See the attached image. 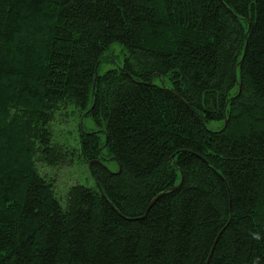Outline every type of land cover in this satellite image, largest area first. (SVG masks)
<instances>
[{"label": "trees", "instance_id": "1", "mask_svg": "<svg viewBox=\"0 0 264 264\" xmlns=\"http://www.w3.org/2000/svg\"><path fill=\"white\" fill-rule=\"evenodd\" d=\"M206 262L264 264V0H0V264Z\"/></svg>", "mask_w": 264, "mask_h": 264}, {"label": "rangeland", "instance_id": "2", "mask_svg": "<svg viewBox=\"0 0 264 264\" xmlns=\"http://www.w3.org/2000/svg\"><path fill=\"white\" fill-rule=\"evenodd\" d=\"M124 49L120 44H115L105 52V58L103 62L99 65L98 74H103L107 70L115 68L122 64L124 60ZM126 54V53H125ZM81 125L84 131L97 130L92 118L85 117L80 118L78 115L72 116H58L57 120L54 122L52 128L54 136L58 142H64L69 144V146L76 147V134H77V124ZM221 126L220 122H210L207 127L211 130H216ZM102 137V134H99ZM103 157L107 159L105 153ZM107 168L115 172L117 171L116 162L110 160L103 161ZM39 170L47 179H51L54 183V192L60 199L66 195L67 191L74 184H90V176L87 165L84 163L71 162V164H63L60 167L50 168L46 166L39 165Z\"/></svg>", "mask_w": 264, "mask_h": 264}, {"label": "water", "instance_id": "3", "mask_svg": "<svg viewBox=\"0 0 264 264\" xmlns=\"http://www.w3.org/2000/svg\"><path fill=\"white\" fill-rule=\"evenodd\" d=\"M208 261V260H207ZM206 264H207V262H206Z\"/></svg>", "mask_w": 264, "mask_h": 264}]
</instances>
